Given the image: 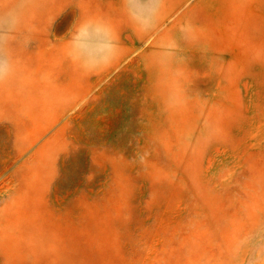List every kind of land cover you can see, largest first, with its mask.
Segmentation results:
<instances>
[{
  "label": "rangeland",
  "instance_id": "rangeland-1",
  "mask_svg": "<svg viewBox=\"0 0 264 264\" xmlns=\"http://www.w3.org/2000/svg\"><path fill=\"white\" fill-rule=\"evenodd\" d=\"M35 3L19 80L0 85V264H236L233 243L264 225V0H164L151 35L121 0ZM86 17L120 46L96 73L67 55ZM186 20L199 45L158 69Z\"/></svg>",
  "mask_w": 264,
  "mask_h": 264
},
{
  "label": "clouds",
  "instance_id": "clouds-1",
  "mask_svg": "<svg viewBox=\"0 0 264 264\" xmlns=\"http://www.w3.org/2000/svg\"><path fill=\"white\" fill-rule=\"evenodd\" d=\"M164 0H121L127 21L141 34L158 31ZM37 7L35 0H0V85L19 80L21 53L33 43L29 18ZM67 55L84 73L107 69L119 56L118 37L104 17L76 19L67 34ZM200 43L195 26L185 21L176 33L163 40L151 61L158 69L168 71L186 62V50ZM184 94L169 87L163 98L165 109L179 107ZM214 123L205 119L195 144L210 139ZM194 144V146H195ZM236 264H264V225L254 226L232 246Z\"/></svg>",
  "mask_w": 264,
  "mask_h": 264
}]
</instances>
